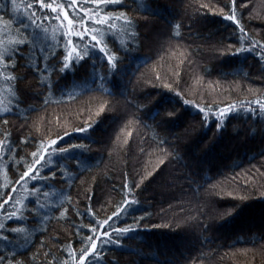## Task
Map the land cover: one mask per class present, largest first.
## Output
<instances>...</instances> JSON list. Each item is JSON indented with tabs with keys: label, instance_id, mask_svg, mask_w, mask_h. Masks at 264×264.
I'll return each instance as SVG.
<instances>
[{
	"label": "trees",
	"instance_id": "trees-1",
	"mask_svg": "<svg viewBox=\"0 0 264 264\" xmlns=\"http://www.w3.org/2000/svg\"><path fill=\"white\" fill-rule=\"evenodd\" d=\"M32 2L16 0L14 10L12 0H0V16L6 21L16 19ZM124 3L130 6L124 10L139 20L140 27L135 29L139 33L135 39L116 34L115 44L109 34L110 47L121 49L116 52L121 63L115 75L109 74L106 62L101 64L96 59L95 71L90 61L76 69V75L69 72L62 81V92L59 88H42L41 75L30 69L21 67L12 73H26L23 84L31 85V89L17 115L0 114V203L9 198L13 187L19 188L15 181L26 170L25 161L31 162L40 139L47 142L62 136L60 147L79 144L88 151L81 155L76 149L65 156L60 163L68 167L53 169L57 175L50 186L43 182L32 185L54 193L49 198L41 195L43 203L56 206L54 211L45 208L34 220L36 208L31 202L26 201L23 207L16 204L15 209L9 206L0 212V223L4 224L0 231L25 230L10 236L16 241L17 251H22L19 245L26 234L34 238L35 244L25 255L32 256L39 250L35 264H63L68 252H78L83 246L81 237L90 234L88 229L122 204L128 196L129 189L124 187L128 183L132 192L129 198L136 199L139 206L127 220L121 216L124 222L119 226L131 224L132 216L147 218L140 232L122 241L123 248L106 250L104 264H264V115L255 105V116L244 111L248 102L264 100V61L255 52L220 55L228 45L241 46L239 30L223 19L231 0ZM238 3L248 4L246 10L237 13L240 16L242 12L246 32L264 42V0ZM201 4L210 7L197 16ZM146 9L155 14L149 15ZM177 24L181 25L179 29L174 27ZM48 27L46 42L55 44L50 35L54 24ZM41 46L37 44V48ZM125 47L129 50L124 51ZM42 75L49 83V73ZM101 76L107 77L102 85ZM157 76L162 79L157 80ZM58 77V72L52 74L51 81ZM165 83H171L173 90L165 89ZM176 91L201 106L213 105V111L229 104L241 110L234 111L217 134L214 123L209 128L201 127L202 117L195 109L181 108L183 101L175 96ZM12 92L11 85L0 76V109L14 104ZM32 92L40 95L33 97ZM101 105L107 111L97 117ZM29 106L36 111L25 113L23 109ZM166 108L179 110V117L171 126L155 127L150 114ZM3 119L9 123L3 125ZM89 124L93 125L89 132L75 131ZM65 132L71 135L64 136ZM8 134L10 139H5ZM29 137L27 144L20 143L21 138ZM164 140L167 143L161 142ZM77 159L83 161L79 169L75 167ZM144 177L147 179L136 189ZM245 195L248 198L242 201L240 197ZM89 196L95 215L87 212ZM22 197L21 189L16 198ZM64 197L69 202L61 204ZM16 209L22 210L12 220H5L7 211ZM77 209L84 215H77ZM230 210L232 214L226 216ZM61 212H65L63 217ZM204 224L210 225L207 231Z\"/></svg>",
	"mask_w": 264,
	"mask_h": 264
},
{
	"label": "snow or ice",
	"instance_id": "snow-or-ice-1",
	"mask_svg": "<svg viewBox=\"0 0 264 264\" xmlns=\"http://www.w3.org/2000/svg\"><path fill=\"white\" fill-rule=\"evenodd\" d=\"M133 2L135 3V0ZM12 7L16 10V0H12ZM129 7L128 4L124 3V0H85L83 4L80 3V0H47V2L46 0H34L32 3L26 4L24 14L18 16L16 19L6 21L3 16H0V76H4L5 81L11 85L13 89L12 95L15 98L14 104L10 102L11 106L0 109V114L17 115L21 111L20 106L29 97L31 85L23 84V81L26 79V73L19 75L12 74L15 73L17 68L30 69L33 73L41 75L40 85L42 88L47 87L49 90L59 88L62 92L65 86L62 81H64L69 72L76 75L75 70L83 67L90 61L92 62L91 67L95 71L96 59H99L101 64L106 62L109 74L115 75L119 71L121 63V57L116 52L121 49L116 46V50L114 51L113 47H110L109 34H112L113 44H115V35L118 33L127 34L133 39L139 35L135 31V29L140 27L139 20L130 16L128 11L124 10ZM209 7L210 5L201 4L196 9L195 15L199 16L202 9ZM247 8L248 4H239L238 0H231L229 13L223 19L230 21L239 30L240 37L238 43L241 46L228 45L227 50L221 52L220 55L238 56L246 52H255L259 59L264 61V42L251 38L241 23L242 12L240 16L237 15L239 10H246ZM147 11L149 15L155 14L154 11ZM211 14L216 15L215 12ZM204 15L207 16L208 13L204 12ZM50 24H54L50 35L52 40L57 41L55 44L46 42L49 37L48 26ZM174 27L179 29L181 25L177 24ZM13 29H15V32H13ZM130 29L132 31H129ZM175 35L178 37L179 33L176 32ZM121 43L124 42L122 41ZM37 44L43 46L37 48ZM128 44L134 46L131 45V41ZM244 45L248 46L245 47ZM123 50L128 51L129 49L125 47ZM53 61L55 64H52ZM56 65L61 66L57 68ZM57 72L59 73V77L55 81H51V75ZM5 73L9 74L4 75ZM43 73H49V83L47 84L42 75ZM99 79L102 85L107 77L101 76ZM160 79L162 77L157 76V80ZM163 87L168 91L173 90L171 83H165ZM31 95L35 97L39 96L40 93L32 92ZM175 96L181 97L183 101L181 108L187 109L191 107L195 109L197 115L202 117V128H209L214 123L217 134L224 130L228 117L234 111L238 112L241 110L236 105L229 104L225 107H216L215 111H213V105L205 104L201 106L198 102L184 99L180 91H176ZM248 103L249 106L244 111L255 116L257 112V107H253L255 105L258 106L259 113L264 115V100L257 99ZM23 111L27 113L28 111H36V109L34 106H29L28 108H24ZM106 111L107 108L101 105L100 110L96 113L97 117ZM179 115V110L170 111L166 108L163 112L159 110L152 112L149 118L155 122V127L160 128L171 126ZM134 118L135 120H140L139 116H135ZM2 123L3 125H7L9 121L3 119ZM92 127L93 125L89 124L87 127L77 128L75 131L87 133ZM70 135L71 133L69 132L64 133V136ZM179 138L177 135L176 139L179 140ZM5 139H10V134L6 135ZM29 139L31 137L27 139L21 138L20 143L27 144ZM63 140L64 137L62 136H57L56 139L47 142L43 139L39 140L36 150L31 153V162L25 161L27 164L26 170L15 181V185H18L19 188L13 187L12 192L7 194L9 198L0 203V212H5L9 206L15 209L16 204H20L23 207L26 201L35 205L36 212L32 215L34 220L39 219L38 213L45 208L55 210V205H48L41 201V195L49 198L54 193L42 191L41 187H33L32 185L43 182L44 186H50L49 182L54 180L57 175L53 169L57 167L67 169V164L60 163L65 156L71 155L76 149L81 150V155L88 151L85 145L79 144L70 145L68 148L60 147L59 145ZM161 142L167 143V140ZM163 162L161 161V163ZM82 163V160L77 159L75 167L79 169ZM43 172L51 173V175L43 176L41 175ZM149 175H152V173H149ZM144 179H147V177L142 178L140 183L135 185L136 189L141 188ZM124 187L129 189V192L128 196L123 199L122 204L106 219L98 221L88 229L90 234L86 237H81L83 246L78 252L76 250L68 252V259L63 264H104V257L107 254L106 250L123 248L122 241L124 239L142 230L140 225L147 218L146 216H132L131 224L126 227L119 226L139 206V202L136 199L129 198L132 195L131 185L126 183ZM21 189L23 190V197L17 199V194ZM261 196L264 197V193H261ZM247 198L246 195L240 197L242 201ZM0 199H3V197H0ZM88 199L89 207L87 212L90 215H95L91 208L92 197L89 196ZM14 201L15 203H13ZM68 202V197H64L61 204ZM21 210L7 211V215L4 217L5 220H12L16 217L17 212ZM76 212L77 215H84L79 209ZM231 214V210L225 213L226 216ZM60 215L63 217L65 212H61ZM121 216L124 217V220L120 219ZM46 219L48 218L45 217ZM209 227L210 225L204 224V231H207ZM2 229H4V224L0 223V230ZM24 231V229L20 228H11L7 232L0 231V242H3V248H0V264H35L36 257L40 254L39 250L32 256L25 255L32 245L35 244V239H29L28 234H26L24 243L19 245L22 251H17L16 241L10 238V236ZM40 244L41 248H43L44 241L41 240ZM9 248L11 251L8 250ZM17 255L23 258L17 259ZM47 255L49 253H45V256ZM110 264H116V262L112 261Z\"/></svg>",
	"mask_w": 264,
	"mask_h": 264
}]
</instances>
